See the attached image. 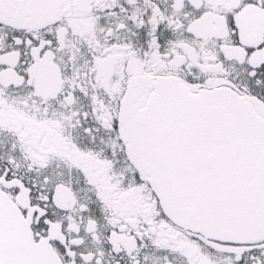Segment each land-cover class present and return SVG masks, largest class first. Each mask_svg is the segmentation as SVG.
I'll return each instance as SVG.
<instances>
[{
  "label": "snow or ice",
  "instance_id": "obj_1",
  "mask_svg": "<svg viewBox=\"0 0 264 264\" xmlns=\"http://www.w3.org/2000/svg\"><path fill=\"white\" fill-rule=\"evenodd\" d=\"M0 264H264V0H0Z\"/></svg>",
  "mask_w": 264,
  "mask_h": 264
}]
</instances>
